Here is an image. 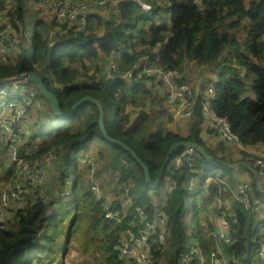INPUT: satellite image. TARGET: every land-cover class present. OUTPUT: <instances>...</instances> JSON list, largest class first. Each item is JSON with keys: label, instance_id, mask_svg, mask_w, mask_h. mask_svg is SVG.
<instances>
[{"label": "trees", "instance_id": "obj_1", "mask_svg": "<svg viewBox=\"0 0 264 264\" xmlns=\"http://www.w3.org/2000/svg\"><path fill=\"white\" fill-rule=\"evenodd\" d=\"M140 1L141 3L136 0H118L114 7L110 5L107 13L95 9L87 13L86 31L74 32L61 25L60 30L65 33L57 35L50 43L38 34L36 29L39 22L32 21L33 35L29 51L27 52L26 46L15 54L16 57H11V52V56L7 53L1 55L0 79L15 77L23 72L39 74L47 88L58 96L64 112L84 95L100 100L104 98L106 103H112L114 108L110 113L101 100L108 135L132 147L148 166L153 181L159 177L169 144L178 140L196 142L222 163L246 160L260 173L259 168L254 165L255 158L252 154L238 150L240 153L236 159L229 156L218 157L216 152L204 145L200 134L205 131L206 122L199 99L186 136L152 124L154 119L144 107V100L149 96L150 84L154 80L142 69L144 60L148 59L153 63L151 66L168 71H175L189 62L191 67L201 66L211 75L213 71L217 74L216 81L201 80L196 87L203 89L205 85H213L215 98L209 101L212 112L228 120L232 133L242 146L264 145V0ZM8 2L0 0V41L5 45L13 43L16 38L9 34L8 29L7 32L1 30L5 28L6 21L15 15L18 17L17 21L24 25L25 14L24 0H11L10 8L6 6ZM9 27L15 32L18 30L14 21L10 22ZM98 61L101 68L97 67ZM87 64L93 66L89 75ZM109 64L115 69H110ZM79 67L85 71L84 75L80 74ZM126 72L131 74L128 80L121 78ZM183 79L181 76L180 83H183ZM32 86L34 87L33 84ZM35 91L37 98L45 102L47 110L44 111L43 106L39 113L26 111L27 117L31 118L30 137H21L17 153L26 160L36 157L37 166L48 173V178L36 188L19 178L16 165L8 159V147L1 138L3 129L0 127V140L4 142L3 145L0 141V157L4 156L5 163L0 172V180L1 173L5 172L10 177L4 182L18 184L23 190L20 204L13 203L0 224V264H33L38 258L50 254L56 240L53 234L58 224L63 222L64 214L68 212L66 207L70 203L73 214L66 227L63 253L67 249L73 222L82 220V215L77 210L80 205H86L84 220L87 230L83 240L78 241L80 245L83 243L82 250L95 247V242H98L106 264H136L118 259L115 246L128 230L136 231L129 225L132 221H137L134 218L135 209L140 207L148 216L158 209H163L167 215L166 241L156 244L151 253L150 264H197L201 259H205L204 264H210L212 237L205 236L198 226L196 212L200 201L196 197L200 190L191 193L186 189L185 168L168 177L169 183L174 182L175 186L167 198L166 206H163L162 187L168 182L172 156L159 185L155 189H149L145 185L141 167L130 154L118 145L106 141L101 135L94 104L84 102L69 119L58 120L37 89ZM25 98L24 95L11 97L7 93L0 100L8 103L16 100L23 102ZM2 113L0 109V114ZM109 116H113L112 119ZM48 119L49 124L42 125ZM207 129L209 135L216 136L212 130ZM16 131L21 133L22 129ZM93 141L100 144L95 149L89 146ZM220 146L227 150L222 142ZM29 148L33 149L30 155L29 152L25 153ZM180 150L182 149H176L173 154ZM90 152L98 155L91 156L95 162H107L104 169L111 171L114 189L122 198L116 193L115 198L104 194L98 199L91 192L90 183L80 175L81 170H87L85 160ZM47 153L55 157L53 166L42 161L43 155ZM195 161L197 175H201L202 180L207 176H217L219 179L226 178L228 182H235L238 181L232 173L235 169H243L252 176L242 165L234 169L210 166L197 153ZM69 170L70 175L66 176ZM101 175L96 178H101ZM66 186V191L72 188L65 198L61 194ZM251 187L252 199L260 200L264 209V194L256 189L255 181L251 182ZM3 189L0 185V196ZM213 191L215 193L216 189ZM209 194L212 195V187ZM62 198H65L64 201ZM190 198L194 200L188 208ZM102 202L117 215L118 223L115 219L104 217L100 206ZM232 207L237 221L231 225L230 241H220V247L228 263L246 264L250 260V264L264 244V212L254 219L241 204L233 203ZM50 208L53 209L52 215L46 217ZM59 208L60 213L57 212ZM186 220L188 224L190 220L193 221L194 225L188 227ZM194 231L200 234L198 249L191 253L192 259L185 263L183 257L189 255L195 245L192 242ZM258 264H264V261Z\"/></svg>", "mask_w": 264, "mask_h": 264}, {"label": "rangeland", "instance_id": "obj_2", "mask_svg": "<svg viewBox=\"0 0 264 264\" xmlns=\"http://www.w3.org/2000/svg\"><path fill=\"white\" fill-rule=\"evenodd\" d=\"M8 1L11 3V0H8ZM24 1H25V14H24V20H23L24 25L22 23H19L17 21L18 17H15L14 15L8 18V20L5 23V28L1 29L6 32H7L6 29H8L9 34H12L16 38H14L13 43L9 45L2 44L0 46V61L2 60L1 55L3 56L5 53H7L8 56H11L9 55V53L11 52L13 53V56L11 57H16L17 55L16 53H20L21 48L25 49L26 46H27V52L29 51L30 43H31L32 35H33V22L32 21L39 22V27L36 30L38 34L40 35V37L46 40L48 43L53 41L54 38L56 39L57 35H61L65 33V31L60 30L61 25L66 26V29H72L74 32L86 31L88 27V21H87L88 16H85V26L83 28H80V23H81L80 16H77L76 18L72 19L73 17L71 16V13H72L71 10L65 7L64 5L66 0H24ZM159 4H161V2H159ZM110 8L111 6H106L105 8H97V9H99L103 13H107V10H109ZM92 11H95V9H93ZM82 16H84V14H82ZM12 21L15 22L16 28L18 29L17 32H15V30L9 27L10 22ZM13 61L14 59L12 60V62ZM87 65H88L87 75H89L93 71V66L90 64H87ZM97 67L101 68L100 61H98ZM33 69L36 70L34 67ZM203 70L204 68L201 66L196 65L194 67H191V62H189L185 66H180V68L175 71H169V72L164 71V73L162 74V80H159L153 77L154 82L150 84V94L149 96L146 97L147 99L144 100L145 101L144 107L147 110H149L150 114L153 117L152 119H154L152 124L156 126H163L165 129H170L180 136H186L185 134L189 133V127H190L189 121L191 120L192 116L187 117V118L174 119L171 116V112L167 110L166 97H167V94L169 95V93H171V87L166 82L165 77L167 78L169 82L177 83L178 81H180L181 76L184 75L185 78L183 79V83L181 84H186L188 88L190 89V95L194 97L195 96L194 93H196V84H198L199 76L201 75V77H204L206 75V73L201 74ZM79 71H80V74L84 75L85 71L81 67H79ZM216 76L217 74L213 73L212 81H216ZM125 79L128 80V78H125ZM200 80L207 81L206 79H200ZM204 83L208 84L206 82ZM178 86L179 85H177L176 87ZM4 88H5V85H2V89ZM33 96H34V93H33ZM101 100L102 102L106 104L108 111L110 113L113 112V108H114L113 104L106 103L104 98H101ZM43 106H44V111H46L47 109L45 106V102L42 99H38L37 95L35 94L34 101L28 102L27 109H28V112L32 111V112L39 113V110L42 109ZM135 112L136 111H134L133 114H135ZM11 117L13 120H10V121H13V124H12L13 127L18 128L19 121L15 120V119H18L16 118L17 116L11 115ZM112 117L113 116L111 117L109 116V118L111 119ZM27 119H31V118H23L22 121L24 122L23 124L25 125V128L28 129L29 131L28 134H23L28 139L30 137V123L31 122L30 120H27ZM38 119H41V118L38 117ZM47 121L50 122V119ZM77 123L75 124L76 129L78 128ZM5 131H8L6 133V137L8 138L7 144L10 145L12 143L14 145L15 141L19 140V138L18 139L15 138V137H18V134H16V132L11 129H5ZM13 139H15V141ZM0 141L4 145L3 140H0ZM94 145L96 144L94 143ZM213 148L215 152L217 150L220 151L221 149L220 146H217L216 144L214 146L212 145V149ZM263 148L264 146L262 145H257V147H253V153L251 154H254L253 156L260 157L264 153ZM238 150L239 148L236 145L230 144L226 152H228L229 158L235 159L239 155ZM0 153H1V150H0ZM220 154H224V153L221 152ZM93 155L95 156L96 154L93 152H90L88 155H86V159L90 158ZM45 156L47 160H50V164L53 166L55 164L54 158L48 154L43 155V158ZM8 159L10 163H12L9 155H8ZM89 160L91 161V159ZM35 161H36V157L34 159L28 158L27 160H22L20 162V164L22 165L21 170L19 171V169L15 168L19 178H23L24 176L28 177L29 175L28 167L25 166V163L29 166V165H33ZM86 162H88V160H86ZM106 163L107 162L104 160L103 162L102 160H100V162L92 163L90 167H88V169L90 170V173L85 168L84 170L80 171V175L83 177V180H85L86 182L87 181L89 182L88 180L89 177L94 173V178L98 183L97 192L99 193V195L102 196L104 194H108L109 197L115 198V194L118 191H116V188L114 189V185H113L114 180H113L111 171L110 170L106 171L104 169ZM4 166H5L4 156H1L0 157V172L2 171ZM44 172L45 173L41 174L43 178L41 179L43 184L44 182H46V179L48 178V173L46 171ZM70 172L71 170L66 172V176H69ZM98 172H100V175L102 174L101 178H96V177H100V175L99 176L97 175ZM244 173L246 175L245 179H239L236 182L227 181L226 182L227 185L223 184L220 188L217 189L215 196H218L221 198L220 205H215L214 199H213L215 196L210 195L209 198L206 199V198H202L203 196H201L200 194L199 196L196 197L197 199H200L199 204L197 205L198 206L197 210H196L197 219L199 222L198 226L202 229L205 227V229L207 230V232H204V229H203V233L205 236H210L212 233V230H214L215 227L220 226V223H221V216L219 214L220 209H223L226 212L232 208L233 202L235 201L233 198V194L235 191V186L238 183L244 182L246 185H248V187L250 186V189L253 195L251 182L255 181L254 176L253 174L252 176H250L246 172ZM1 174H2V178L0 180V185L4 187L7 184V182H4V181L10 176H7L5 172H2ZM3 175H6V176L3 177ZM258 175L260 176V182H261L264 176H261V172L260 173L258 172ZM66 188L67 186L64 188L65 191L61 195H65L67 197L70 194L71 192L70 190L72 187L68 191H66ZM91 192L94 194L96 191L92 189ZM42 193H44V188H42ZM117 195L119 196V198H122V195L120 193H117ZM13 198H15V196ZM13 198H10V201H12ZM65 198H62V201H64ZM193 200L194 198L189 199L188 204H187L188 208L192 205ZM259 202L262 203L260 200ZM9 203L6 204L7 207H11V204ZM61 207L64 208L62 204H61ZM66 209L68 210V212L64 214V219L62 218L63 222H60L58 224L57 228L55 229L56 232L53 234V236L56 239L53 245L54 250L51 251L50 254L38 258L36 261H34L33 264H46V263L47 264L48 263H53V264H106L104 260L102 259L103 250H102L101 244H99L98 242H95L96 243L95 247H87L84 250H82L83 243L81 242L82 243L81 245L78 243L80 239L83 240V235L85 234L87 230V225L84 220L85 213L87 212L86 205H80V207L77 210L82 215V220L78 219L73 222V225L71 228V235L69 234L70 239L68 243L66 244L67 249L66 250L64 249V253H63V248L65 246L64 245L65 244L64 235L66 232V227H67L70 216L73 214L72 212L73 206L71 205V203L69 204L68 207H66ZM262 211L264 212L263 207L258 209L251 216H253L254 219H256L257 216L262 215ZM50 212L51 213L46 214V217H50V214H52L53 209H51ZM57 212L60 213L61 208L57 209ZM108 219L113 220V218H108ZM202 219L206 220L207 223H202L201 222ZM115 222L118 223L119 221L115 219ZM191 225L192 226L194 225L193 221H191ZM214 234L216 233H213V235ZM199 237H200V234L197 231L192 232V242L197 241ZM165 241H166V237L163 238V241L161 243L163 244L165 243ZM75 244L77 245H76V249L74 250L73 246ZM46 253L47 252H45V254ZM70 253L72 255V258H69L68 260V255ZM256 254H257V257H255L252 263L250 264H258V263L263 262V260L259 258L260 257V255H258L259 252H256ZM249 261L250 260H248L246 264H248ZM212 264H237V263H231V262L228 263L226 261V255L224 254L223 249L220 247V241H218L216 237H213V242H212Z\"/></svg>", "mask_w": 264, "mask_h": 264}, {"label": "built area", "instance_id": "obj_3", "mask_svg": "<svg viewBox=\"0 0 264 264\" xmlns=\"http://www.w3.org/2000/svg\"><path fill=\"white\" fill-rule=\"evenodd\" d=\"M117 0H66L64 3L65 7L69 8L71 10V16L72 19L76 18L77 16L81 17V23L80 28H83L85 26V16H87V13L90 10L97 9V8H105L106 6L113 5ZM137 1V0H136ZM84 14V16H82ZM2 41H0V46L2 45ZM153 63L149 61L148 59H145L143 62V72L147 75H150L152 77H155L159 80H162V74L164 70L161 67H153L151 66ZM111 69L114 70L115 68L113 65L111 66ZM169 72V71H168ZM131 74L129 72L124 73L121 78H128ZM166 82L171 87V93L169 95L167 94L166 100V106L167 110L171 112V116L174 119H181V118H187L191 117L194 113L195 106L197 104V100L199 99L202 103V112L203 116L206 122L207 127L212 130L215 135L222 139L226 144L231 145H238L240 142L236 135H234L230 129V123L228 120L224 117L215 115L212 110L209 107V101L213 100L215 98V90L213 85L208 86L205 85L203 89L196 88L195 96L190 95V89L186 84H181L180 81L177 83H171L167 80L165 77ZM2 85H5L6 89H2ZM179 85L178 87H176ZM36 89L32 86V84L27 79H13L9 82L2 83L0 85V98L3 95H6L7 93L11 95V97L17 96V95H24L26 98L23 102L20 100H16V102H6V100L1 101L0 100V109L3 111L2 114H0V127L2 130V137L5 138L6 146L8 147L9 151V157L10 160L13 162V164L16 165V169L21 170L22 165L20 162L22 160H26L23 156L18 154L17 152V144L21 143V137L24 136L23 134H28V129L25 128V125H23V118L27 117L28 111V102L34 101L35 94L37 95ZM34 93V96H33ZM193 94V95H194ZM193 97V98H192ZM35 105V104H34ZM11 115L17 116L15 120L19 121V127L14 128L13 127V120ZM9 125V126H8ZM5 129H11L18 134L19 138L18 141H15L14 145L11 143L10 145L7 144V137L6 133L8 131H5ZM22 129V132L19 133L16 130ZM25 137V136H24ZM16 139V140H17ZM12 141V142H14ZM264 150V149H263ZM29 152V155L33 153V149L29 148L25 153ZM48 155H51L54 159L55 157L47 153ZM196 152L190 148H183L182 150L176 152L172 155L168 176L171 177L176 171L184 170L186 171L187 176V183H186V189L190 191L191 193H196L202 188V179L201 175H197V168H196ZM254 165L259 168L261 173H264V153L260 156H254ZM91 159V161L89 160ZM88 160V162H86ZM85 162L88 164V167L92 163H96L92 157L87 158ZM42 161L46 164H50V160H47L46 156L42 159ZM25 166L28 167L29 175L24 176L23 179L29 182L30 184H33V188H36L39 184L43 182L41 179V174L45 173V170H42V168L37 166V162H34L33 165H27L25 163ZM87 167V171L90 170ZM89 183L91 185V189L95 190V194L97 195L98 199L100 198L99 193L97 192L98 183L94 178V173L89 177ZM215 181L219 182L218 179H214ZM33 181V182H32ZM223 185V184H222ZM224 185H227L225 183ZM175 183L173 182L172 185L166 187L163 190L162 197L163 200V206H166L167 198L169 197L170 193L174 189ZM3 192L0 196V224L4 221L5 213H8V209L10 207H7L6 204H13L17 203L20 204V202L23 199V190L21 189L20 185L15 183H7L3 187ZM11 188V190H10ZM26 193V192H25ZM64 193V192H63ZM62 193V194H63ZM43 195V193H42ZM15 196V198H13ZM44 196V195H43ZM62 197H66L65 195H61ZM10 198H13L12 201H10ZM234 202L233 203H239L243 206V208L247 211L248 215H252L255 213L258 209L262 207V204L259 202L258 199H252L253 195L250 189V186L246 185L244 182H240L235 186V191L233 194ZM97 199V198H96ZM97 199V200H98ZM220 197L215 196L214 202L216 205H220ZM8 204V205H9ZM101 211L106 218H113V219H119L117 215L112 212L107 204L104 202L100 203ZM7 207V208H6ZM233 208V207H232ZM229 209L228 211H224L223 209H220L219 214L221 216V223H220V232L217 234L216 238L218 241L223 242H229L231 237L229 235V232L231 231V225L235 224L237 219L236 215L233 212V209ZM52 208H50L51 210ZM49 210V211H50ZM136 214L134 215V218H137V221H132L129 225L131 228H134L136 231H130L128 230L122 238H120L117 246H115V251L117 254V258L122 261H133L136 264H150L151 261V253L156 246V244H162L163 238L167 236V227H166V220L167 215L163 209H158L155 212H153L150 216H148L146 213L143 212L142 208L137 207L135 209ZM51 213V212H49ZM52 214H50L51 216ZM196 248L198 249V243H195L194 247L191 248V252L189 255H185L183 257V261L187 263L189 260L192 259L191 255L194 251H196ZM260 257L264 261V244L258 251ZM192 253V254H191ZM47 264V263H46ZM53 264V263H48ZM197 264H204V260L201 259ZM212 264V260L210 262Z\"/></svg>", "mask_w": 264, "mask_h": 264}, {"label": "water", "instance_id": "obj_4", "mask_svg": "<svg viewBox=\"0 0 264 264\" xmlns=\"http://www.w3.org/2000/svg\"><path fill=\"white\" fill-rule=\"evenodd\" d=\"M13 79L19 80V79H27L31 84L34 85V87L37 89L39 95L46 101L47 105L49 106L52 114L58 118V120L63 119H69L78 106L84 102H90L96 106L98 117H97V125L99 128V131L103 138L113 144L118 145L123 150L127 151L132 159L141 167L143 171V179L145 182V185L149 189H155L160 182V179L163 176L164 170L166 166L168 165L171 156L173 155V152L177 149H183V148H190L194 150L202 159L210 166L224 168V169H234L238 166H244L246 169H248L254 176L256 189L264 194V191L261 189V182H260V176L258 175L257 170L246 160L243 161H236L233 163H222L213 158L210 154L206 152V150L197 144L194 141L191 140H178L174 141L169 144L166 155L162 161L161 168H160V174L159 177L153 181L150 176V172L148 169V166L142 161V159L136 154V152L130 147L128 144L124 143L123 141L119 139L112 138L108 135L107 130L104 125V107L100 99H97L91 95H84L78 100H76L68 109V111L64 112L61 109L59 98L57 95H55L52 91H50L47 86L45 85L42 77L35 73V72H23L20 74H17L15 77L11 78H5L0 79V83H6Z\"/></svg>", "mask_w": 264, "mask_h": 264}, {"label": "crops", "instance_id": "obj_5", "mask_svg": "<svg viewBox=\"0 0 264 264\" xmlns=\"http://www.w3.org/2000/svg\"><path fill=\"white\" fill-rule=\"evenodd\" d=\"M118 2V0L113 4V5H111V6H113L114 7V5H116V3ZM137 2L138 3H141V1L140 0H137ZM6 6L7 7H9L10 6V3L8 2L7 4H6ZM92 10H90L88 13H90ZM111 64H110V69H111ZM204 74V73H206V75L204 76V77H201V75L199 76V78H198V84H196V87L197 86H199L200 85V79H206L207 81H209V79H212V77H213V71H212V75H211V73H209V72H206L205 70H203V72H201V74ZM183 78H185L184 77V75L182 76ZM213 82V81H212ZM189 83V82H188ZM193 87H195V86H193ZM27 120H29V119H27ZM49 120V119H48ZM24 123V122H23ZM47 124H49V121H47L44 125H47ZM24 125V124H23ZM204 126H205V131H203V132H201V134H200V137H201V139H202V141H203V143H204V145L207 147V148H209L210 150H212V151H214L215 152V150H214V148L212 149V145L214 146L215 144L217 145V146H220V144H221V142L223 143V144H225V146L228 148V146L230 145V144H226V142H224L222 139H220V138H218L217 136H211V135H209L207 132H206V130H208L207 129V126H206V124H204ZM170 130V129H169ZM186 135V134H185ZM94 143L96 144V145H94ZM215 143V144H214ZM99 146L100 144L99 143H97V142H95V141H93V142H91L90 143V147H92L93 149H95V147L96 146ZM238 148H239V151H244V152H246V153H249V154H251V153H253V147H257V146H253V147H247V146H242L241 145V143H239L238 145H236ZM262 146H264V145H262ZM221 147V146H220ZM264 149V148H263ZM238 151V153H240ZM221 152H223L224 154H220ZM216 153H217V156L218 157H228L229 156V154H228V152H226V150L224 149H220V151H216ZM88 155V154H87ZM252 155H254V154H252ZM94 156V155H93ZM95 156H98V155H95ZM237 158V157H236ZM235 158V159H236ZM101 159V158H100ZM245 171L243 170V169H235L232 173H233V175H234V177L237 179V180H239V179H245V177H246V175H245V173H244ZM262 176H264V173L262 174ZM214 179H218V181L219 182H217V181H215ZM167 184L166 185H164L163 187H162V194H163V190L166 188V187H168V186H170V185H172L173 183L172 182H170L169 183V179H168V177H167ZM227 182V180H226V178H222V179H219L217 176H207V177H205L204 179H203V184H202V188L200 189V191H199V195L201 194V196H203L202 198H209V196L211 195V194H209V190H210V188L212 187V196H215L216 195V192L214 193V191H213V189H216V191H217V189L218 188H220L221 186H222V184H225ZM236 182V181H235ZM261 189L264 191V177L262 178V180H261ZM214 193V194H213ZM101 196V195H100ZM105 198V197H104ZM106 198H108V197H106ZM161 198H162V195H161ZM214 199V198H213ZM215 203V202H214ZM199 204V201H198V203H197V205ZM216 205V204H215ZM216 208H217V206H216ZM201 222L202 223H207L206 222V220H204V219H202L201 220ZM186 224H188V221L186 220ZM188 227L190 226H192L191 225V220H190V223L187 225ZM204 229V232H207V230L205 229V227L203 228ZM203 229L201 228V230L203 231ZM220 232V226H217V227H215L214 228V230H212V233H211V237H212V242H213V237H216L217 236V234ZM213 233H216V234H214L213 235ZM210 236H208V238H211ZM209 242V241H208ZM194 243H198V240L197 241H195ZM65 245V244H64ZM76 245L77 244H75L74 246H73V249L75 250L76 249ZM69 247V246H68ZM74 254V253H73ZM76 254V253H75ZM69 258H72V255H71V253L68 255V260H69Z\"/></svg>", "mask_w": 264, "mask_h": 264}]
</instances>
